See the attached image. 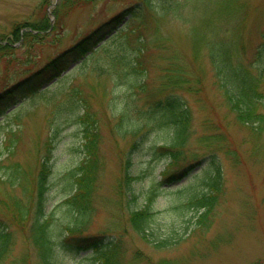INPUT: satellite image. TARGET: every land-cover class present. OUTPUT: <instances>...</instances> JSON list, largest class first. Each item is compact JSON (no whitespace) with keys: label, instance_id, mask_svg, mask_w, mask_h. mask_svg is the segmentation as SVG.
Masks as SVG:
<instances>
[{"label":"rangeland","instance_id":"rangeland-1","mask_svg":"<svg viewBox=\"0 0 264 264\" xmlns=\"http://www.w3.org/2000/svg\"><path fill=\"white\" fill-rule=\"evenodd\" d=\"M135 1L70 0L69 4L67 0H0V90L30 75L93 26ZM180 3L163 9L157 31L150 17L143 32L156 31L163 47L152 46L143 52L142 75L125 76L123 63H111L112 50L101 47L70 66L48 86L23 99L13 112L0 117L2 171L12 161L20 163L22 170L18 183L13 186L3 182L0 173V219L11 220L16 236L6 262L26 257L27 264H41L37 249L27 240L26 230L16 228L22 225L17 217L11 216L3 201L8 204L18 199L21 210L25 209L22 224L29 225L36 201L37 175L45 156L49 160L45 177L46 207L65 198L68 187L64 176L82 155L83 108L97 124L99 155L103 161L85 235L118 239L122 264H264V130L256 135L252 127L239 123L228 110L205 47L206 40L227 36L235 43L234 59L240 58L246 63L253 60L262 43L264 0H245L226 18L217 17L215 26L210 22L215 16L211 12L191 11L187 0ZM32 26L43 29L34 32ZM33 34L36 35L31 37ZM3 39L9 41L4 47ZM168 64L178 70L182 68L196 90L193 93L180 90L192 108L193 131L188 147L178 162L171 165L169 157L160 153L153 158L148 148L155 140L160 144L164 134L152 131L143 143L144 150L132 152L129 171L137 177L132 175L136 179L129 186L140 202L147 185L159 182L160 171L187 165L205 152L198 137L208 133L217 134L220 145L225 146L216 152L221 163L223 189L210 219L201 221L204 209L174 207L185 201L186 186L198 184L201 175L195 174L202 166L182 182L170 185L162 182L156 201L158 209L163 211L157 218L160 235H169L167 229L171 226L176 235L168 246L158 247L145 241L131 227L128 217L133 200L127 191L122 196L116 186L123 157L132 149L133 141L143 130L156 124L140 118L138 111L146 110L151 100L162 96L160 84ZM261 91L264 95V81ZM122 110L128 112L127 130L123 133L117 129ZM47 149L51 152L45 155ZM226 150H234V156ZM62 210H53L50 221L54 226V262L97 264L93 249L77 253L60 247L66 241L65 226L69 220V215Z\"/></svg>","mask_w":264,"mask_h":264},{"label":"trees","instance_id":"trees-1","mask_svg":"<svg viewBox=\"0 0 264 264\" xmlns=\"http://www.w3.org/2000/svg\"><path fill=\"white\" fill-rule=\"evenodd\" d=\"M67 1L71 4L70 0ZM83 1L92 2L94 0ZM187 1L189 2L187 8H190L191 11L202 9L214 14L213 20L210 21L214 26L217 17L226 18L230 12L235 11L240 4L244 3V0ZM172 5H181L180 0H138L103 21L77 42L49 59L29 77L1 90L0 116L19 103L22 98L33 94L42 85L60 76L70 64L81 59L100 44V47H109L112 50L110 54L111 63H123L125 76L130 75L135 78V76L142 75L141 56L147 48L152 46L163 47L161 37L156 33L158 30L157 25L159 19L164 16L163 9ZM150 17H153L156 25L154 26L156 31L152 34L143 32L150 22ZM128 26H131V28L126 31ZM41 29L43 28L32 26L31 30L39 31ZM31 30L29 34H32ZM35 35H31V37ZM260 35L263 42L259 46L254 59L248 63L240 58L234 59L232 51L235 49V43L233 44L227 36H221L216 40H206L205 44L208 59L215 70L217 87L223 95L228 110L234 114L239 123L252 127V132L256 135L264 130V95L261 91V85L264 81V32ZM5 45H2V47ZM172 67V64H168L163 73L164 80L160 84L161 91H165L163 97L153 100L146 110L138 111L140 118L147 121L153 120L156 124L143 130V134L133 141L132 149H129L123 157L122 172L117 181L119 185L116 186L117 191L122 196L124 191H127L130 200H133L128 217L131 227L145 241L155 243V246L158 247L168 246L170 239L176 235L173 226L167 229L169 235H160L157 218L163 211L158 209L156 201L159 193L158 187L162 186V182L168 184L179 183L189 177L195 167L200 168L202 166L200 171L195 174V176L201 175L198 184L191 183L186 186L184 188L185 201L181 206L174 207V209H204L200 214L201 221L210 219L214 211V205L223 189L221 163L219 154L216 152H220V148L225 149V146L220 145L217 134L208 133L198 137V141L203 145L205 152H201L200 156L190 160L187 165L185 163L181 164L174 171L168 172L164 169L158 183L150 182L147 185L140 202L137 194L129 186V183H132L130 181L137 177L132 173L133 176H136L133 177L131 171H129L132 165V152L139 149L140 151L144 150L143 143L147 141L152 131H162L164 134V139L160 144L155 140L148 148V152L153 158H155V155H159L161 151L162 154L170 157V164L178 162L183 151L188 147L193 131L192 108L180 90L192 93L196 90L192 87L182 68L178 67V70ZM86 117L82 120L84 126L82 131V160L64 176L68 187L65 198L62 197L59 203L50 208L46 207L47 197L45 193L47 186L45 185V177L49 172V165L47 159H45L42 161V168L37 175L36 201L29 225L24 226L22 224L21 218L25 216V209L21 210L18 199H14L8 204L3 201L6 209L11 212V216L17 217L18 223L22 225L21 228H16L26 230L27 240L37 249L41 264H56L53 258L54 235L52 231L54 226L50 222L53 210L56 209H63L62 211L69 215L65 232L72 236V240L63 241L61 243L63 247H77L79 250L93 249L98 254L97 264H122L120 257L122 251L118 239L104 240L100 235L88 236L82 234L89 223L92 202L98 186L99 170L103 165L102 158L99 155L100 135L97 124L92 117ZM127 118L128 112L122 110L117 125V129L121 133L127 130V126H125ZM147 121L145 122L148 123ZM233 151L226 150L227 154L234 156ZM3 175V182L10 186L17 184L21 175L20 166L10 164L8 169L3 171ZM11 223V220L3 221L0 219V264H27L28 259L26 257L12 258L6 262L11 255L16 239Z\"/></svg>","mask_w":264,"mask_h":264}]
</instances>
